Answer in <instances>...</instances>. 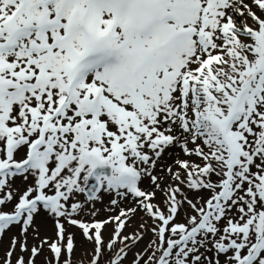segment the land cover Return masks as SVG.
Segmentation results:
<instances>
[{
  "label": "snow or ice",
  "instance_id": "6c2138e0",
  "mask_svg": "<svg viewBox=\"0 0 264 264\" xmlns=\"http://www.w3.org/2000/svg\"><path fill=\"white\" fill-rule=\"evenodd\" d=\"M0 264H264V0H0Z\"/></svg>",
  "mask_w": 264,
  "mask_h": 264
},
{
  "label": "bare ground",
  "instance_id": "6f19581e",
  "mask_svg": "<svg viewBox=\"0 0 264 264\" xmlns=\"http://www.w3.org/2000/svg\"><path fill=\"white\" fill-rule=\"evenodd\" d=\"M99 207V205H98ZM104 215H107V213H104ZM131 229V231L133 230L132 228H129ZM9 235H11V233H9ZM8 242V237H5L4 239V244L6 245ZM147 244V239H145L144 241H142L139 245H137V248H143L145 245ZM136 249H134L135 251ZM129 259H131V256L129 257Z\"/></svg>",
  "mask_w": 264,
  "mask_h": 264
},
{
  "label": "rangeland",
  "instance_id": "374dc122",
  "mask_svg": "<svg viewBox=\"0 0 264 264\" xmlns=\"http://www.w3.org/2000/svg\"><path fill=\"white\" fill-rule=\"evenodd\" d=\"M135 223H136V221L134 220V221H133V224H135ZM127 231H128V232H131V229H128ZM125 234H127V233H125Z\"/></svg>",
  "mask_w": 264,
  "mask_h": 264
}]
</instances>
